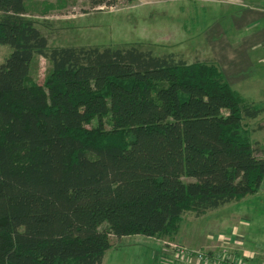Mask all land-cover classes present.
<instances>
[{
  "label": "trees",
  "instance_id": "trees-1",
  "mask_svg": "<svg viewBox=\"0 0 264 264\" xmlns=\"http://www.w3.org/2000/svg\"><path fill=\"white\" fill-rule=\"evenodd\" d=\"M0 14L11 48L0 63V264H101L109 235L164 236L187 210L259 190L264 158L245 119L264 105L213 61L49 46L24 0H0ZM35 55L50 64L43 85L31 79Z\"/></svg>",
  "mask_w": 264,
  "mask_h": 264
},
{
  "label": "rangeland",
  "instance_id": "rangeland-1",
  "mask_svg": "<svg viewBox=\"0 0 264 264\" xmlns=\"http://www.w3.org/2000/svg\"><path fill=\"white\" fill-rule=\"evenodd\" d=\"M254 1L118 0L110 7L91 8L89 0H24V17L33 20L47 36L49 46L120 48L136 45L151 50L154 55L174 52L190 63L195 60L213 61L205 38L214 34L210 32L206 37L205 28L212 27L220 16L226 18L225 8L260 6ZM192 5L200 8L195 20L189 19L197 11ZM218 12L223 13L219 15ZM223 18L222 25L229 27L228 18ZM183 22L186 30L181 28ZM229 50L230 46L224 53ZM10 52L9 46L0 45V63ZM253 64L246 82L230 84L249 101L264 102V63L254 61ZM49 66L47 59L34 56L30 71L34 83L44 84ZM245 123L251 140L264 143V128H257L264 123V113L254 119H245ZM96 124L97 120L93 118L84 124V128L90 130ZM103 125L105 129L111 127L109 114L103 117ZM258 156H264V150ZM176 224V230L164 236L129 235L117 238L109 235L110 248L105 251L101 264H198L196 258L201 253L217 258L215 264H223L225 257L233 258L235 255L251 260L246 252L253 246L251 243L264 242V186L240 201L203 215L187 210ZM257 227L262 229L257 231Z\"/></svg>",
  "mask_w": 264,
  "mask_h": 264
},
{
  "label": "crops",
  "instance_id": "crops-1",
  "mask_svg": "<svg viewBox=\"0 0 264 264\" xmlns=\"http://www.w3.org/2000/svg\"><path fill=\"white\" fill-rule=\"evenodd\" d=\"M189 1L194 2L195 0ZM216 1H225L229 3L238 2V0ZM254 3H258V5L260 6L251 7L248 9L234 8L232 10L225 8L224 13L226 15V18L220 16L215 20V23L212 27H206V37L210 32L214 35L211 37H207L205 38L206 40H204L205 44L210 49L209 52H212L211 58L213 62L222 71L231 88L237 91L246 102L264 105V102L249 101L242 95L239 90L232 87V85H238L240 83L246 82L245 80H247V75L253 70L254 61L264 63V0H256L254 1ZM192 6L195 7V9L197 8V11L192 15L194 17H191L189 19L195 20L199 14L198 9L200 8L194 5ZM222 13L223 12H218L219 15ZM222 18H228L227 20L231 25L229 27L228 25L224 27L222 25ZM184 27L185 22L182 23L181 28L183 30H186L187 27ZM211 28H213V30ZM229 46L230 50L224 53L226 49H229ZM257 49H259L260 51H255ZM219 65L223 68L228 78L226 77L223 70L219 67ZM230 83H232V85ZM262 113L264 112H261L260 114ZM258 127H260L259 129L264 128V123H260L257 128ZM258 141L260 142L259 145L261 146L262 150H264V143H262L261 140ZM255 142L257 141L255 140ZM260 157L264 158V156ZM261 185L264 186V181H262ZM261 229L262 227H257V231H260ZM251 244L253 245H251V249L249 248L246 250L247 254L252 257L251 260L249 259L251 264H264V242L254 241Z\"/></svg>",
  "mask_w": 264,
  "mask_h": 264
},
{
  "label": "built area",
  "instance_id": "built-area-1",
  "mask_svg": "<svg viewBox=\"0 0 264 264\" xmlns=\"http://www.w3.org/2000/svg\"><path fill=\"white\" fill-rule=\"evenodd\" d=\"M196 260L198 264H203L204 262L206 264H215L217 262V258H213V256L209 257L207 255H203L202 253L197 255ZM223 264H249V262L247 259L245 260L243 256L235 255L233 258L225 257Z\"/></svg>",
  "mask_w": 264,
  "mask_h": 264
}]
</instances>
